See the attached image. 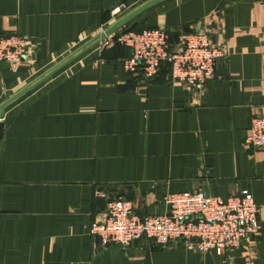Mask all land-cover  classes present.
Segmentation results:
<instances>
[{
  "label": "crops",
  "instance_id": "crops-1",
  "mask_svg": "<svg viewBox=\"0 0 264 264\" xmlns=\"http://www.w3.org/2000/svg\"><path fill=\"white\" fill-rule=\"evenodd\" d=\"M144 1L0 0V37L30 41L27 60L0 62V103ZM124 2L130 10L113 19ZM125 25L208 28L227 55L197 87L165 68L146 80L124 67L129 49L98 43L6 107L0 264H264V206L259 234L223 253L90 234L108 197L133 200L141 216L194 189L224 199L248 189L264 203V149L245 143L264 115V0H164Z\"/></svg>",
  "mask_w": 264,
  "mask_h": 264
},
{
  "label": "built area",
  "instance_id": "built-area-1",
  "mask_svg": "<svg viewBox=\"0 0 264 264\" xmlns=\"http://www.w3.org/2000/svg\"><path fill=\"white\" fill-rule=\"evenodd\" d=\"M130 10L128 3L111 9L116 19ZM178 33V39L172 35ZM116 43L129 49L123 64L131 73L140 72L144 79H155L162 68L171 81L202 87L216 76L219 58L227 55L225 47L211 37V30L185 31L165 27L144 28L140 31L119 29L99 42ZM30 41L19 33L0 37V62L12 64L27 60ZM245 143L255 149H264V115L254 116ZM97 195L108 197L98 191ZM166 211L141 216L134 201L128 198L108 197L103 220H94L90 234L102 245L123 243L130 245L144 237L157 245L182 241L192 250L205 253L241 246L260 232V209L248 189L227 199L209 196L199 189L169 193L165 196Z\"/></svg>",
  "mask_w": 264,
  "mask_h": 264
},
{
  "label": "water",
  "instance_id": "water-1",
  "mask_svg": "<svg viewBox=\"0 0 264 264\" xmlns=\"http://www.w3.org/2000/svg\"><path fill=\"white\" fill-rule=\"evenodd\" d=\"M164 0H146L119 19H117L114 23H112L109 27H107L104 31L97 34L95 37L84 43L82 46L78 47L76 50H74L72 53L67 55L65 58L60 60L58 63L50 67L47 71H45L42 75L31 81L28 85L17 91L16 93L12 94L8 98H6L4 101L0 103V124L1 120L4 116V110L6 107L26 95L28 92H30L32 89H34L36 86L47 80L49 77L54 75L56 72L64 68L66 65L71 63L73 60H75L77 57L81 56L83 53H85L88 49L98 44L100 41L105 39L106 37L113 34L115 31L120 29L122 26L127 24L129 21L134 19L137 15L144 12L146 9L162 2ZM0 132H1V126H0Z\"/></svg>",
  "mask_w": 264,
  "mask_h": 264
},
{
  "label": "trees",
  "instance_id": "trees-1",
  "mask_svg": "<svg viewBox=\"0 0 264 264\" xmlns=\"http://www.w3.org/2000/svg\"><path fill=\"white\" fill-rule=\"evenodd\" d=\"M122 29H132V30H136V31H140V30H142V29H144V28H141V27H136V26H127V25H124V26H122L121 27ZM120 28V29H121ZM119 30V29H118ZM185 31H188V30H186V29H184ZM176 35V36H175ZM172 39L173 40H177L178 39V33H174L173 35H172Z\"/></svg>",
  "mask_w": 264,
  "mask_h": 264
}]
</instances>
